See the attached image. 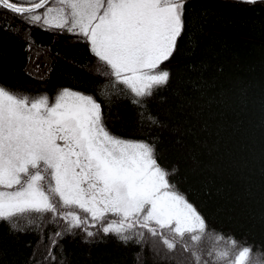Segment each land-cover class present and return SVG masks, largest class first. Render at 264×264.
<instances>
[{"label": "trees", "instance_id": "16d2710c", "mask_svg": "<svg viewBox=\"0 0 264 264\" xmlns=\"http://www.w3.org/2000/svg\"><path fill=\"white\" fill-rule=\"evenodd\" d=\"M185 11L187 30L178 42L179 51L161 66L171 70L170 82L145 98L159 127H142L139 109L130 100L113 96L105 106L97 96L105 81L95 74L98 61L83 37L26 24L23 17L3 9L0 85L30 97L47 94L52 98L66 87L92 95L102 104L111 134L149 143L157 138L158 163L177 169L170 182L210 229L240 245L253 246L254 258L264 259L255 255L257 250L264 252V2L187 0ZM121 87L117 85V90ZM65 223L37 219L20 232L0 222V264L179 262L151 255L150 244L159 237L146 230H141L143 241L125 244L103 233L86 240L80 229L57 239L51 247L53 261L48 258L50 237L62 232ZM184 239L190 243L187 235ZM202 243L209 249H223L226 240L216 242L208 232ZM155 244L163 255L190 258L179 243L172 252Z\"/></svg>", "mask_w": 264, "mask_h": 264}, {"label": "snow or ice", "instance_id": "6c2138e0", "mask_svg": "<svg viewBox=\"0 0 264 264\" xmlns=\"http://www.w3.org/2000/svg\"><path fill=\"white\" fill-rule=\"evenodd\" d=\"M238 2L254 5L264 0ZM186 3L0 0V9L23 17L26 24L83 37L98 61L95 74L105 81L97 96L105 106L113 96L130 100L139 109L140 125L151 128L160 124L145 98L170 82L171 70L161 66L179 51L178 42L187 30ZM117 85L124 87L117 90ZM156 139L149 143L111 134L102 104L73 88L58 90L50 103L47 94L30 97L0 85V222L20 232L37 219L66 222L62 232L50 237L48 258L53 261L51 247L57 239L80 229L86 240L103 233L125 244L143 241L141 230H146L169 252L178 243L181 250L187 248L186 264H264V259L254 258L253 246L209 228L170 182L177 169L158 163ZM208 232L216 242L226 240L225 247L209 249L203 244ZM255 255L264 257V252Z\"/></svg>", "mask_w": 264, "mask_h": 264}, {"label": "rangeland", "instance_id": "374dc122", "mask_svg": "<svg viewBox=\"0 0 264 264\" xmlns=\"http://www.w3.org/2000/svg\"><path fill=\"white\" fill-rule=\"evenodd\" d=\"M15 2H17V3H24V0H15ZM41 11H43V10H41ZM56 95L57 94H55V96ZM54 97L49 98L50 103L53 102V98ZM144 248L146 249V247H143V248L141 247V249H144ZM148 250L150 251V254L151 255L157 256V257L161 258L164 261H166L168 259H171V258L178 260L179 263H181V264H186V262L188 261V257L185 256V255L176 256L173 253L172 254H165L166 256L163 255L162 252H161V250H159V248L157 247V245L155 243L150 244V248Z\"/></svg>", "mask_w": 264, "mask_h": 264}]
</instances>
